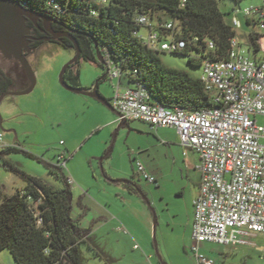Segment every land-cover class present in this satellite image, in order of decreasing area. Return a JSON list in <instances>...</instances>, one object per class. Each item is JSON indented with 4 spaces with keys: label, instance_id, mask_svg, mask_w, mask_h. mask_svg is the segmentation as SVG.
<instances>
[{
    "label": "rangeland",
    "instance_id": "1",
    "mask_svg": "<svg viewBox=\"0 0 264 264\" xmlns=\"http://www.w3.org/2000/svg\"><path fill=\"white\" fill-rule=\"evenodd\" d=\"M220 2L223 11L262 4L260 0H242L239 4L233 0ZM237 13H234L237 19L243 20L242 12ZM249 30L259 33L256 26ZM235 33L245 56L254 59L247 29L243 27ZM140 34L145 35L146 30L141 29ZM73 56V49L65 50L58 43H44L28 57L36 82L33 91L22 96H6L0 102V135L4 141L9 139L12 145L15 142L17 149L6 159L25 174L45 178L59 186L60 183L48 174L47 165H54L57 156L63 154L66 159L64 172L74 178L70 187L72 199L79 201L81 209L87 208L86 212L91 217L97 213L96 208L90 204L85 207L84 204L92 199L104 202L108 197L105 187L109 180L132 182L145 194L156 217L154 232L153 222L151 227V243L155 240L157 251L156 254L154 248L155 258L162 264H188L185 256H193L189 249L191 241L188 234L192 231L189 220L198 179L194 154L188 152L187 158L183 157V149L171 129L151 130L136 121L127 122L126 127L119 129L117 123L112 127L105 125L111 117L116 121L117 115L93 98L65 90L58 82L62 67ZM159 58L168 68L188 72L195 78L201 75V67L191 68L186 57L160 53ZM10 67L11 64L0 55V72L7 75L11 71L23 72L19 64L12 70ZM77 68L81 88H90L102 76L97 66L82 60ZM26 87L24 84L21 91ZM98 90L105 99H109L113 85L105 79ZM10 129L14 133L7 131ZM261 143L264 144V139ZM130 150L138 154L155 184L138 174ZM116 176H124V179ZM16 177L19 178L5 169L0 161V185L9 187ZM251 235L244 232V243H249ZM1 255L0 259L3 258L5 264H13L7 252ZM195 262L192 258V263ZM87 264H91L90 260Z\"/></svg>",
    "mask_w": 264,
    "mask_h": 264
},
{
    "label": "trees",
    "instance_id": "2",
    "mask_svg": "<svg viewBox=\"0 0 264 264\" xmlns=\"http://www.w3.org/2000/svg\"><path fill=\"white\" fill-rule=\"evenodd\" d=\"M15 1L26 3L34 11H39L49 1L59 5L67 15L58 21L78 44L79 61L103 68L95 60L96 45L103 59L118 67L120 79H125L132 87L143 86L151 104L171 110L196 112L211 104L198 78L164 66L160 53L142 45L134 35L144 29L137 24V19L148 17L157 31H161L163 23L173 22L178 29L177 37L185 42V47L170 54L186 57L191 68L200 67L205 59L227 58L230 40L235 36L231 12L222 13L218 0H107L103 6L86 0ZM249 36L255 53L258 35ZM206 41L213 43V50L206 48ZM58 44L65 50H74L67 38ZM79 61L66 70L64 79L72 87L85 90L79 84ZM20 76L22 78L24 73ZM104 80L100 77L97 84ZM24 84L28 86L29 82ZM13 87L11 77L0 72V95ZM14 152H17L16 147L0 148V161L25 186L11 195L0 192V253L8 251L15 264H84L81 244L89 230L71 216V185L67 184L65 174L55 165H47L49 175L59 186L25 174L6 159ZM95 253L106 264H111L112 259L105 252L96 249Z\"/></svg>",
    "mask_w": 264,
    "mask_h": 264
},
{
    "label": "built area",
    "instance_id": "3",
    "mask_svg": "<svg viewBox=\"0 0 264 264\" xmlns=\"http://www.w3.org/2000/svg\"><path fill=\"white\" fill-rule=\"evenodd\" d=\"M86 1L98 6L107 4V0ZM20 4L29 9L26 3ZM237 10L258 27V51L254 59L246 57L234 36L227 58L205 59L201 63L198 79L209 97V108L196 112L167 109L151 104L143 86L120 89L118 83L113 85L110 100L118 121H138L152 129H174L183 156L187 151L196 155L195 170L200 183L193 201L190 250L197 264H214L198 253L197 245L201 242L236 246L244 243V232L264 238V144L261 143L264 139V0L259 7ZM42 11L56 19L67 15L52 1ZM234 13L231 25L237 30L241 25ZM137 24L146 34L138 30L134 35L149 50L175 53L184 49L185 42L177 37L178 29L173 22L163 23L161 31L154 29L146 16H140ZM206 48L213 50V43L206 41ZM104 61L109 80L119 81L118 67L106 58ZM1 139L0 135V142ZM54 165L65 174L63 154L57 156ZM135 167L147 182H155L139 161ZM65 177L67 184L72 185L73 181Z\"/></svg>",
    "mask_w": 264,
    "mask_h": 264
},
{
    "label": "crops",
    "instance_id": "4",
    "mask_svg": "<svg viewBox=\"0 0 264 264\" xmlns=\"http://www.w3.org/2000/svg\"><path fill=\"white\" fill-rule=\"evenodd\" d=\"M241 1H238L236 3L239 4V2ZM260 2L262 3V0H260ZM220 3H221L220 0H218L219 9H220ZM237 7L238 8H232L231 10H227V11H223L220 9V11L222 13L231 12L230 17H232L234 11L240 9L239 6ZM239 21L241 25L240 29L245 27L247 29L248 35L255 33L249 30L251 26H256L253 20H249L244 17L243 20H239ZM236 38L238 37L236 36ZM99 69L103 76L104 70L102 68ZM105 79L109 80L108 77H106ZM110 82L112 83V85L118 83L120 89L132 87L131 84H129L125 79H119V81L112 80ZM79 84H80V77H79ZM92 86L90 88L85 87L83 89L90 90ZM111 97L112 95L109 97V99H107L109 104ZM2 100H0V102ZM116 123L118 125V117L116 121L114 120V118L111 117V119L105 125H107L108 127H112ZM142 124L148 126L151 130L160 129V128L152 129L150 125L146 123H142ZM163 129H171V128H163ZM7 131L14 133L13 129ZM174 133L178 141L177 133L175 130ZM3 146L15 147L16 143L14 142L12 145L9 139L4 141V137H2L0 142V147ZM188 152H192V151H187L186 155L183 157L187 158ZM129 154L132 157V159L135 161V163L137 161L142 163L138 157V154L135 151L130 150ZM194 156H195L194 160L196 164L197 157L195 154ZM65 163H66V159H65ZM146 173L148 172L146 171ZM197 174H198V179L196 183V191L193 197V201L198 194L199 183H200V175L198 172ZM65 175L69 177L74 184L73 176L70 173L69 174L65 173ZM116 177L123 178L124 176H116ZM43 179L48 181L45 178ZM155 183L156 182H154L153 184ZM73 184L71 186H73ZM24 186L25 183L20 178L17 179L16 177L15 180L11 182L9 187H6L3 184L0 185V192L7 195H11L16 190L23 189ZM137 189L139 191H137ZM105 193L106 196L108 197L104 202L102 200H95V199H92L89 202L86 200V204H84L85 207H87V205L90 204L92 207L96 208L97 213L94 214L92 217L88 216V212H86L87 208L81 209L82 206L78 205L79 201H73L72 199V210H71L72 218L78 219L79 225L82 228L89 230L86 238L83 240L84 242H82L81 244V251L84 258V264H87L88 260H90L91 264H106L100 257L96 255L95 253L96 249L105 252L112 259L111 264H162L161 261L157 260L154 256V251H153L154 248L156 251L155 240H153V242L151 243V227L153 222V212L150 210L149 203H147V199L146 200L143 199V196H145V194L139 188H137L135 184L124 180H116V181L109 180V185H106L105 187ZM193 201L191 203V217L189 220L190 227L192 226V222H193V214H192ZM98 232H103V233H98ZM188 238L189 241H191V233L188 234ZM249 238H250L249 243L248 242L242 243L236 246H220L217 244L201 242L197 245L198 253L202 254L207 259L214 261V264H264V238L261 235L254 233H252V235ZM191 245H192V241L190 242L189 249L191 248ZM5 252L9 254L8 251H2L0 253V258L1 256H3L1 254H4ZM9 256L11 255L9 254ZM185 258L188 264H193L192 258L194 259V256L190 257L186 255ZM3 260H4L3 258L0 259V264H5ZM13 264H15L14 260H13ZM195 264L197 263L195 262Z\"/></svg>",
    "mask_w": 264,
    "mask_h": 264
},
{
    "label": "water",
    "instance_id": "5",
    "mask_svg": "<svg viewBox=\"0 0 264 264\" xmlns=\"http://www.w3.org/2000/svg\"><path fill=\"white\" fill-rule=\"evenodd\" d=\"M22 18H28L30 20H37L40 19L42 21H49L50 17L49 15L27 9L21 6V4L18 1L15 0H0V41L7 44V46L11 49L14 58L17 60L21 68L23 69L26 78L29 82V85L26 89L19 91V92H6L2 95H0V100H2L6 96L10 97H16V96H22L27 95L31 93L35 87V79H34V73L31 69V66L27 60V58L20 52L16 44H19L22 40V33H21V27H22ZM62 36L69 39L73 43L74 47V56L70 61H68L61 69L59 75H58V82L62 88H64L67 91L73 92L75 94H79L85 97L93 98L97 101H99L101 104H103L107 109H109L111 112L117 113L114 111L112 106L109 104L107 99H105L98 91V84L97 82L93 84L92 88L90 90H82L79 88L72 87L69 85L65 79H64V73L66 70L72 65L79 61L80 57V50L78 47V44L76 43L74 37L69 32L62 33ZM95 60L99 64L103 65V78L107 77L108 68L105 64V61L100 54L97 46L95 45ZM118 117V115H117ZM127 126V122L125 120H120L118 122L117 128ZM136 189V188H135ZM137 191H139L137 189ZM143 199L146 200V197L143 196ZM156 224V217L153 214V231L155 229Z\"/></svg>",
    "mask_w": 264,
    "mask_h": 264
},
{
    "label": "flooded vegetation",
    "instance_id": "6",
    "mask_svg": "<svg viewBox=\"0 0 264 264\" xmlns=\"http://www.w3.org/2000/svg\"><path fill=\"white\" fill-rule=\"evenodd\" d=\"M40 10L42 11L43 8ZM49 17V21H42L40 19L33 21L28 18H22V40L19 44H16V47L20 52H22V54L27 58V60H29L28 57L34 55L35 52L44 43H59L65 38L64 36H62V33L66 32V30L64 29V24L59 22L58 19L54 18L51 15H49ZM0 55L3 57V59H5L6 62L11 64V70L13 67L18 66L19 63L14 58L11 49L7 46L6 43L1 41ZM9 76L14 82V87L9 92L21 91V89H23L22 87L24 85V82L26 83L28 81L25 73L24 76L21 78L19 73H14L11 71Z\"/></svg>",
    "mask_w": 264,
    "mask_h": 264
}]
</instances>
